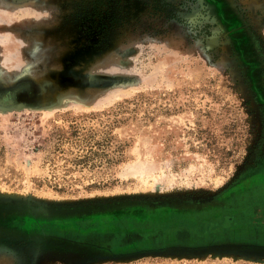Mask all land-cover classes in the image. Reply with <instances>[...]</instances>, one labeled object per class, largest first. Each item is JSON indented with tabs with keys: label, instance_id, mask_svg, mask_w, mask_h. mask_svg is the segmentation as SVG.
I'll return each instance as SVG.
<instances>
[{
	"label": "rangeland",
	"instance_id": "obj_1",
	"mask_svg": "<svg viewBox=\"0 0 264 264\" xmlns=\"http://www.w3.org/2000/svg\"><path fill=\"white\" fill-rule=\"evenodd\" d=\"M262 161L264 0H0V264H264Z\"/></svg>",
	"mask_w": 264,
	"mask_h": 264
},
{
	"label": "flooded vegetation",
	"instance_id": "obj_2",
	"mask_svg": "<svg viewBox=\"0 0 264 264\" xmlns=\"http://www.w3.org/2000/svg\"><path fill=\"white\" fill-rule=\"evenodd\" d=\"M263 171H264V161H262L259 164V166L255 167L253 169L244 171L239 176V178H237L236 180H234L233 185L231 187H229V189H227L226 192H224V193H227L226 196H225V198H227V196H229V197H231V199L234 200V203H235L234 208L239 207L240 204H241V200H239V198L245 193L244 192V189L242 188V186L245 184L246 179L248 177H250L251 175L254 176V175H257V174H262V173H264ZM245 188H246V186H245ZM248 188L249 189L246 190V193H248L249 195H252L253 197H258V199H264V179H262V182H260V184H254L253 186H248ZM242 202L244 203L245 201H242ZM221 205L225 206L224 204H218V203H215V204H212V205L209 204V205L204 206V207L203 206L202 207H197L198 208L197 210H192V211H189V212H185L183 214H198L201 217H204L205 215L209 214L211 216V214L213 215L215 213H217V214L220 213V209L223 207ZM255 207H257V208L252 207L254 209H251L249 211H242L241 209L240 210L239 209L238 210L236 209V210H234L233 214H264V206H255ZM198 215H195V216L198 217ZM226 219L227 220H225V223H223V225L224 224L225 225L224 226L222 225L223 228L224 227L227 228L226 225L229 226L230 224H232L233 227H231L230 231H236L237 229H239L238 227H240V226L236 223L235 216L234 215L227 216ZM253 219H257L256 220L257 222L259 220L258 223L259 224L261 223L262 226H264L263 220L262 219H259L258 217H256V215L253 217ZM195 221L201 222L200 221V218H195ZM214 222H209V224L207 226L208 231H210V229L215 225ZM262 226H259L258 225V227H259L260 230H263L264 227H262ZM203 228L204 227H202L201 225H199L197 230L202 231ZM222 230H224V229H222ZM203 232H205V231H203ZM215 232H222V231L217 230L215 228ZM205 233L206 234L208 233V235L210 234L209 232H205ZM257 235L260 238L263 237V236H261V234H257ZM195 237L199 238L200 237V234L199 235H195Z\"/></svg>",
	"mask_w": 264,
	"mask_h": 264
}]
</instances>
